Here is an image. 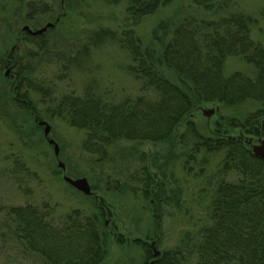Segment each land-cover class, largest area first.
Returning a JSON list of instances; mask_svg holds the SVG:
<instances>
[{"label":"rangeland","instance_id":"374dc122","mask_svg":"<svg viewBox=\"0 0 264 264\" xmlns=\"http://www.w3.org/2000/svg\"><path fill=\"white\" fill-rule=\"evenodd\" d=\"M29 3L34 6L30 8L32 12ZM128 3L129 0H0V59L12 51L15 58L28 49H33L31 54L38 51L33 58L28 56L31 68L27 77L41 85L45 93L42 96L41 92L28 91L27 100L39 114L36 118L20 97L15 98V74L8 67H0V264H45L39 255L24 251L6 225L4 207L25 204L47 206L56 222L73 210L89 215L99 213L101 207L105 213L100 219L101 232L107 253L100 264H155L165 251H180L176 255L180 264H194L193 245L199 238V229L209 224L210 204L218 183L237 179L235 172L224 175L221 171L223 149L193 150L195 137L185 123L193 121L204 136H236L242 129L228 121L234 117L242 122L260 106L258 102L246 100L231 106L205 102L187 114L167 140H119L102 159L82 148L83 129L50 114L48 107L58 98L81 95L90 84L105 101L139 95L154 98L153 91L144 88L143 81L129 71L131 56L116 41L105 40L92 46L88 57H84V68L62 66V55L72 50L71 46L84 43L92 30L108 27L119 36L123 28H131L140 38L142 49L153 54L155 60L178 22L185 18L212 19L228 12L203 8L192 0H160L153 13L134 18L126 12ZM227 4L230 10L253 17L250 36L264 45V0H230ZM47 22L55 25L44 32L48 53H42L24 41L28 33L22 27L35 30ZM157 65L177 82L172 70L164 64ZM223 70L225 75L240 71L253 76V67L238 56L226 57ZM201 109H213V113L207 117ZM40 120L50 125L47 137L44 126L38 124ZM49 138L58 144V156ZM15 159L27 168L16 178L11 174ZM58 160L65 169L58 167ZM144 171L152 176L147 195ZM65 174L85 177L91 193L84 194L64 182ZM153 248L159 256L154 255Z\"/></svg>","mask_w":264,"mask_h":264},{"label":"trees","instance_id":"16d2710c","mask_svg":"<svg viewBox=\"0 0 264 264\" xmlns=\"http://www.w3.org/2000/svg\"><path fill=\"white\" fill-rule=\"evenodd\" d=\"M192 1L206 9L228 12L212 19L185 18L178 22L155 60L153 54L142 49L140 38L131 28H123L118 36L115 30L98 27L84 43L71 46L72 50L62 55L64 68H84L92 46L105 40L116 41L131 56L129 71L154 93L153 99L139 95L110 102L90 84L81 95L65 94L53 105L50 103L51 115L85 131V151L102 159L119 140H167L187 114L205 102L226 106L246 100L258 102L260 106L242 122L234 117L228 122L240 127L246 136H264V45L250 36L255 20L249 14L230 10V0ZM159 5L160 0H129L126 12L130 17H140L153 13ZM33 7L29 3V9ZM44 34H27L23 39L45 53ZM31 50L18 58L12 51L0 59V67H8L15 74V98L20 97V102H25V108L37 118L39 114L27 100L28 91L41 92L42 96L45 93L41 85L27 77L31 68L28 56L33 58L38 52L31 54ZM228 56H238L250 64L253 76L240 71L225 75L223 65ZM158 63L172 70L177 82L164 75ZM185 124L195 137V152L200 148L207 152L223 149L222 173L237 174L236 180H223L215 189L209 224L199 229V238L193 245L194 264H264V159L255 157L241 140L204 136L193 121L186 120ZM14 162L11 174L16 178L27 168L18 159ZM144 174L147 195L152 176L148 171ZM100 208L99 213L89 215L73 210L56 222L45 205H9L4 207V217L20 247L22 244L24 251L39 255L45 264H100L107 253L100 222L105 213ZM178 254L180 251H165L155 264H180Z\"/></svg>","mask_w":264,"mask_h":264},{"label":"water","instance_id":"95a60500","mask_svg":"<svg viewBox=\"0 0 264 264\" xmlns=\"http://www.w3.org/2000/svg\"><path fill=\"white\" fill-rule=\"evenodd\" d=\"M54 25H55V23L47 22L44 26H42L38 29H35V30H32L27 25H24L22 27V29H23V31L26 30L29 35L36 36V35L44 33L48 28H52ZM7 74H8V70L5 71V75H7ZM201 111L207 117H210L213 113V109H201ZM38 124L44 126L43 133H44V136L47 137L49 132H50V125L45 120L38 121ZM227 139L228 140L238 139V140L243 141L246 146H249L251 153L255 157H258L260 159H264V138H257L254 140L252 137H249V136H246V135L240 133L236 136H227ZM48 143L52 144L54 155L58 156V154H59L58 144L51 138L48 139ZM57 165L61 169H65L64 163L59 161V160L57 162ZM63 180H64V182L68 183L69 185H71L72 187H74L75 189H77L78 191H80L84 194H90L91 193V189H90L88 180L85 177L71 178L65 174V175H63ZM151 245L153 246L154 242H152ZM153 253L155 256L160 255L159 251H157L154 248H153ZM150 264H153V261H151Z\"/></svg>","mask_w":264,"mask_h":264}]
</instances>
